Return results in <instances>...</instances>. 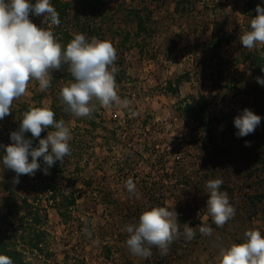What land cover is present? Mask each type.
Segmentation results:
<instances>
[{
    "label": "rangeland",
    "instance_id": "1",
    "mask_svg": "<svg viewBox=\"0 0 264 264\" xmlns=\"http://www.w3.org/2000/svg\"><path fill=\"white\" fill-rule=\"evenodd\" d=\"M56 1L69 5L63 24L44 27L63 46L75 33L111 41L117 49L118 94L128 105L106 109L93 101L97 110L90 117L66 115L60 100L61 88L70 82L61 76L65 65L53 71L46 91L30 81L11 114L0 120V218L8 203L20 211L2 230L16 236L13 242L26 264H189L201 259L203 248L212 258L221 236L233 244L242 242L248 229L264 235V85L256 81L264 75L253 63L264 57V45L249 50L239 41L264 0H50L55 8ZM30 19L42 26V16ZM37 102L52 110L56 106L72 134L71 155L56 180L48 182L58 188L57 203L49 193H34L47 176L22 175L14 185L16 174L2 160V146L11 143L10 133L19 127L18 104ZM186 104L194 106L197 118L207 110L213 122L199 125L184 111ZM244 109L261 122L254 133L238 137L234 118ZM129 178L134 195L125 187ZM217 178L235 208L228 229L217 227L206 209V183ZM24 198L46 220L34 227L45 232L41 251L22 241L30 231L21 224ZM161 206L178 214L181 235L167 255L154 247L147 259L133 256L125 225ZM184 224L195 231L185 247ZM202 225L212 234L202 235Z\"/></svg>",
    "mask_w": 264,
    "mask_h": 264
},
{
    "label": "clouds",
    "instance_id": "2",
    "mask_svg": "<svg viewBox=\"0 0 264 264\" xmlns=\"http://www.w3.org/2000/svg\"><path fill=\"white\" fill-rule=\"evenodd\" d=\"M255 12L250 30L239 37L240 44L249 50L264 45V7L257 4ZM30 15L42 16V26L35 24ZM48 24H60L59 13L50 0H36L34 4L30 0H0V120L11 114L13 102L26 93L30 81H38L39 89L46 91L51 86L53 71H63L65 65L74 78L60 90L66 112L79 118L90 117L97 110L93 101L106 109L127 107L128 101H122L118 94L117 49L113 43L96 37L89 40L85 34L75 33L63 46L54 32L44 27ZM256 81L264 85V78L257 77ZM260 122L259 115L244 109L234 118L236 135L245 137L254 133ZM45 130L47 136L40 138ZM26 133H31L32 139L26 138ZM71 138L70 128L63 119L55 118L51 108L30 107L23 113L18 129L10 133L11 143L2 146L3 165L16 174L12 183L19 184L22 175L34 177L41 170L40 160L45 175L57 161L63 164L71 155ZM34 139H38L36 146ZM222 184L219 178L206 183V209L217 227H223L235 215L228 193L220 190ZM125 187L130 195L135 194L131 178L126 180ZM177 216L166 207H152L140 214L138 222L125 225L128 234L125 243L130 254L147 259L155 247L161 256L167 255L170 245L181 235ZM84 231L91 238V232ZM199 231L211 235L213 230L202 225ZM183 235L191 241L195 231L184 224ZM218 257V264H264V235L258 229H248L242 242L221 246ZM0 264L14 262L8 255L0 254Z\"/></svg>",
    "mask_w": 264,
    "mask_h": 264
},
{
    "label": "trees",
    "instance_id": "3",
    "mask_svg": "<svg viewBox=\"0 0 264 264\" xmlns=\"http://www.w3.org/2000/svg\"><path fill=\"white\" fill-rule=\"evenodd\" d=\"M55 3L58 4V6H59L55 9L59 13V19H60L59 26H60L63 24L64 15L66 14V11L69 9V5L68 4H61V2H58V1H56ZM64 36L66 37V38H64L65 40L69 38L68 33H64ZM221 42H222L221 38H219L214 42V45L219 47L222 44ZM262 50L264 51V47L262 48ZM253 63L256 66L257 74H259V76H263L264 71H262V69H264V57H261V56L256 57L254 59ZM61 76L63 79H65L67 81H73V79H74L68 71L63 73ZM201 101L205 102V99L203 98ZM18 105L20 107L19 108L20 109L19 110L20 111V121L23 118V113L25 111H27L30 107H43L41 105V103H38V102L34 106L31 104H27V103H22V104H18ZM65 107H66V105H65ZM65 107H64V109H65ZM64 109H63V111L66 115L70 114L69 112H66ZM53 111L55 112V118H58V120H59V111L60 110L56 109V106H54ZM184 111L187 112L190 117L196 118L198 120L199 125H201V126H208L209 123L213 122L212 119L210 118V114L207 110H202V114L198 118L195 116L196 115L195 108L191 104L190 105L186 104L184 107ZM198 111H200V110H198ZM18 126H19V124H18ZM46 133H47V130L42 132L41 135H45ZM25 136L28 139H32L31 133H26ZM37 144H38V139H34L33 140V146H36ZM40 163H41V170H38L39 176L45 175V174H43V171H42V169L44 167L43 161L40 160ZM61 170H62L61 169V163L59 161H57L56 164L49 169V174L45 175V176H47V177H45V179L48 180L47 183L42 188H38L34 193L35 194H41V193L47 194V193H49L53 202L57 203V193L56 192L58 191V188L55 185L56 187H54V189H53L52 185L48 184V182L56 180V176L60 173ZM40 178H42V177H40ZM42 179H44V178H42ZM22 204L23 205L21 206L20 210L22 209V211L24 212V216H22V218H21L22 219L21 224H22V227L28 226L29 227L28 229H30V231L27 233V237L25 239L23 238L22 241L25 243V245H27V247L29 249L41 251V245L43 243V235L45 234V232L42 230L36 229L34 227L43 224L45 217L43 219L41 218L40 210L38 208H35V206L32 205L28 199L24 198L22 200ZM74 204H75V202L73 201V199L71 201L69 200L70 206H72ZM56 209L58 210L59 208L56 207ZM19 213H20L19 209L13 208L12 204L8 203L7 204V213L0 218V254H5V255H8L9 257H11L14 264H26V262L24 260L23 252L19 251L15 247V244L13 242V239L16 238V236L8 235L7 232H4L2 230V226H9V219L11 217H15ZM60 216L64 217L62 212H60ZM29 220H31V221L28 222Z\"/></svg>",
    "mask_w": 264,
    "mask_h": 264
},
{
    "label": "crops",
    "instance_id": "4",
    "mask_svg": "<svg viewBox=\"0 0 264 264\" xmlns=\"http://www.w3.org/2000/svg\"><path fill=\"white\" fill-rule=\"evenodd\" d=\"M226 228L228 229V224H226ZM225 241H227L226 238H225L224 236H221V245H220V247H221V246H223V247H228V246L232 245L231 243L226 244ZM225 245H228V246H225ZM220 247H219V248H220ZM198 248L200 249V248H202V247H200V245H199ZM219 248H218V249H219ZM203 250H204V251H203L202 254L200 255V256H201V259L199 258V259L193 260V261H192L191 263H189V264H218V259H219V258H218L217 256H218V252H219V251L215 252L212 258H208L207 255H206V253H205V251H208L207 248H206V249L203 248Z\"/></svg>",
    "mask_w": 264,
    "mask_h": 264
},
{
    "label": "built area",
    "instance_id": "5",
    "mask_svg": "<svg viewBox=\"0 0 264 264\" xmlns=\"http://www.w3.org/2000/svg\"><path fill=\"white\" fill-rule=\"evenodd\" d=\"M183 238H184V239H182V242H183V243H182L181 245H182L183 247H185V246H186V245H185V241H186L185 239H186V238H185V237H183Z\"/></svg>",
    "mask_w": 264,
    "mask_h": 264
}]
</instances>
